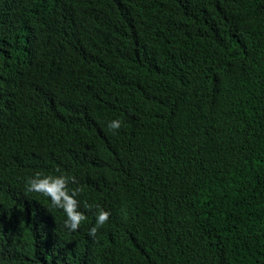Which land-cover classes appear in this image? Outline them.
<instances>
[{"label":"trees","instance_id":"1","mask_svg":"<svg viewBox=\"0 0 264 264\" xmlns=\"http://www.w3.org/2000/svg\"><path fill=\"white\" fill-rule=\"evenodd\" d=\"M0 77V187L21 188L0 264H49L52 233L92 242L55 264H264V0H0ZM37 173L65 176L89 240L61 208L15 233L54 206Z\"/></svg>","mask_w":264,"mask_h":264},{"label":"clouds","instance_id":"2","mask_svg":"<svg viewBox=\"0 0 264 264\" xmlns=\"http://www.w3.org/2000/svg\"><path fill=\"white\" fill-rule=\"evenodd\" d=\"M121 122L119 120H111L108 123L109 129H119ZM67 180L65 176H41L37 173L34 178L29 181V190L40 192L50 197L51 202L54 206L64 210L66 216L65 225L70 231H78V227L85 219L84 211L80 209V205L77 208V200L75 199L76 192L73 191L71 194L66 190ZM55 209L51 206L50 208L45 204H37L33 206L29 211V216L22 218L19 224L16 226L15 233L19 234L23 232H36L42 225L43 221L54 215ZM84 213V214H83ZM11 213H0V217L10 216ZM110 215L103 209L99 210L96 214L93 223L94 227L90 229V233L96 232V227L103 225Z\"/></svg>","mask_w":264,"mask_h":264},{"label":"bare ground","instance_id":"3","mask_svg":"<svg viewBox=\"0 0 264 264\" xmlns=\"http://www.w3.org/2000/svg\"><path fill=\"white\" fill-rule=\"evenodd\" d=\"M7 1L8 2H15V3L19 2V0H7ZM2 79L3 78L0 77V82L2 81ZM10 83L13 85L12 90L16 86H19L16 78H10ZM3 99H5V98H3ZM6 104L8 106H6V105L3 106V111L5 113L0 114V121L8 120L12 114V111L9 109L10 103L7 99H6ZM104 172H106V171H104ZM2 178L6 182L5 185H3V187H2V190L6 196L4 198L5 204L3 203V201H1L2 205H0V207H1L0 213H2V212L3 213L17 212L16 208L14 207V202L16 201V197L20 196V193H21L20 184L18 182L15 183L14 179L5 178L4 176H2ZM19 189H20V191H19ZM33 193H36V192L34 191ZM104 210H106V207H104ZM26 213H27V216L23 215L22 218L29 216V212H26ZM84 216H86V215L84 214ZM1 226H3V222H0V227ZM47 229H48V227L45 228L41 225L36 232L39 234H42ZM83 231L87 232V239L89 240L90 239L89 229L88 228L82 229V225L80 223V225L78 227V232L81 233ZM80 237H81V235H80ZM36 238H37L36 234H32L29 236V240L31 242L34 241ZM41 240L44 242H43V245L39 248V249H42V251L39 253V257L41 258V260L50 261V262H47L49 264H55L56 259H63V257H66L68 252H70V251L73 252L74 250H76L79 247H80L79 249L83 248L84 250L91 252L90 245L92 242H88V241L83 240L80 243L77 240H73V239L62 241V239L60 240L57 238V235L55 233H52L48 239L44 238L42 236ZM6 241L12 242L9 240L8 237H7ZM0 246L3 247V244L1 241H0ZM12 248H14V252H17V248H15V247H12ZM12 251H13V249H12ZM111 252L112 251H108L107 249L100 248V247L96 246V251L94 253H97L100 255H107L109 257V261H111L113 259V252H112V254H111Z\"/></svg>","mask_w":264,"mask_h":264},{"label":"rangeland","instance_id":"4","mask_svg":"<svg viewBox=\"0 0 264 264\" xmlns=\"http://www.w3.org/2000/svg\"><path fill=\"white\" fill-rule=\"evenodd\" d=\"M55 176H63L62 174H59V173H54L53 174V177H55ZM5 193L3 192V190H2V187H0V201H2V200H4V198H5ZM46 206V205H45ZM54 208L55 209V212L57 213V210L59 209L58 207H55V206H51V208ZM11 214H12V212H11Z\"/></svg>","mask_w":264,"mask_h":264}]
</instances>
